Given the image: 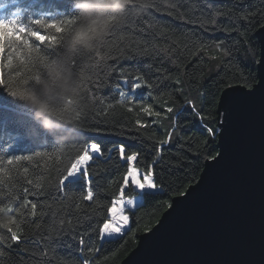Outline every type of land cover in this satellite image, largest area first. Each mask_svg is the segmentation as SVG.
Segmentation results:
<instances>
[{
    "label": "trees",
    "instance_id": "obj_1",
    "mask_svg": "<svg viewBox=\"0 0 264 264\" xmlns=\"http://www.w3.org/2000/svg\"><path fill=\"white\" fill-rule=\"evenodd\" d=\"M159 2V11L147 8L134 17V25L122 33H117L114 45L111 43L113 38H109L110 44L102 49V54L107 52L116 57L107 60L109 65L122 66L133 74L139 69L145 74L146 79L154 86L151 89H138L137 92L141 95L136 99L143 105L152 104L154 111L162 113L160 117H149L140 112L138 106H133V111L129 112L128 106L116 103L118 97L110 94V90L105 88L103 92L110 97L113 107L108 108L106 115L99 118L103 123L95 124L92 120L95 106L90 93L86 90L78 91L70 65L80 50L69 53L64 47L61 55L45 69L39 81L29 84L41 99L49 102L55 113L54 116H49L55 125L52 129L43 126L35 117L34 110L24 100L12 97L6 89L0 88V150H5L9 157L33 156L31 161H14V166H2L4 171L0 172V195L6 196L11 191L19 198L18 202L27 197L37 203L38 213L35 217L30 215L31 204L21 208L20 214H17V219L23 221L22 231L18 233L21 241L13 244V251L7 257L0 258L3 264H81L83 258L89 259L90 264H120L137 245L139 235L158 222L167 209L165 202H171L179 191L198 181L207 160L203 153L212 151L215 155V151H218V140L205 148L208 138L203 133L202 125L211 124L212 120L208 118L201 122L185 102L192 99L199 107L203 93L207 101L204 105L205 115L214 117L217 111L216 102L226 84L242 85L244 73L258 75L257 65L252 61H260L261 58V43L256 31L264 25V18H261L264 0ZM4 3L5 0H0V7L4 6ZM73 4L77 6L80 16L77 0H73ZM40 9L51 12L50 18L73 14L68 0H37V10ZM245 11L251 16L250 21L240 18ZM217 12L222 15L216 17ZM202 13L211 14L218 20L217 30L205 31L198 25L185 22L188 19L202 18ZM14 15L15 13H0V18L10 19ZM149 22L155 26L149 28ZM80 23L82 21L79 19ZM140 27L147 31L140 33L137 31ZM225 28L228 31L221 30ZM233 28L240 31L232 30ZM245 29L247 32L243 35ZM120 35H124L123 40L119 39ZM201 40L205 44L223 40L232 50V55L225 57L223 51L214 46L200 50ZM246 43H249L248 48L245 47ZM125 56L134 58L126 59ZM4 63L5 67L0 68V74L10 71L6 61ZM16 63L13 62L14 66ZM53 68L59 71L61 76L67 75L66 69L70 68V83L66 85L61 78L51 74ZM24 74L22 70V75ZM115 75L114 73L113 76ZM89 76H92V71L85 61L84 82L88 88H93L94 85L88 82ZM221 79L225 84L220 83ZM177 80L179 83H176ZM181 106H184V110L180 135L191 139L178 140L174 133L172 143L161 146L162 164L155 167V172L157 183L162 185L163 191L156 196L145 197L142 207L126 209L125 214L130 218L127 227L130 230L120 239L104 243L99 253H88L86 250L81 253L80 246L69 235H64L58 245H50L47 238L55 235L52 230L53 213L65 219L66 228L70 227L67 224L69 218L73 227L77 225L78 218L87 223L88 217L98 226V223L108 216L107 208L111 206V201L118 197L119 185L127 170V164L120 160L118 151H114L110 159L105 151L104 157L89 164V173L94 178L93 191L98 193L93 201L80 199V196L85 194L82 185L66 187L63 192L57 191V169L63 167L67 156L74 155L67 145L78 134L80 127L83 134L75 138L79 146L93 141L101 143L105 149L120 143L132 145L131 149L126 150V154H130V151L140 152L141 155L134 164L143 171L152 163L159 141L167 138L175 109ZM166 107H173L174 113H166ZM78 109L82 111L80 124ZM137 119L150 126L137 125ZM36 152H56L58 155L40 157L35 155ZM197 153L200 158H197ZM25 168L28 169L27 172L24 171ZM25 188L28 193H24ZM65 193L70 199L64 198ZM134 195L135 193L126 191L125 198ZM0 233L10 235L4 229H0ZM95 239L99 246L98 237ZM8 242L11 243L10 239ZM21 248L24 250L23 258L17 256L15 251Z\"/></svg>",
    "mask_w": 264,
    "mask_h": 264
},
{
    "label": "snow or ice",
    "instance_id": "obj_2",
    "mask_svg": "<svg viewBox=\"0 0 264 264\" xmlns=\"http://www.w3.org/2000/svg\"><path fill=\"white\" fill-rule=\"evenodd\" d=\"M68 3L73 14H62L59 18H50L52 16L51 12H45L42 9L37 10V0H5L4 6L0 7V13H15L13 18H0V68L5 67L4 62L6 61L7 69L10 70L6 74H0V88L6 89L12 97L25 100L28 93L32 90L29 87L30 82H38L45 69L49 68L54 60L61 55L65 36L79 24L77 6H74L73 0H68ZM136 6L137 0H132L127 14L122 19L117 20L108 17L107 30L102 39L95 42L93 48L89 51L81 49L79 54L73 57L70 62L76 88L79 92L86 90L90 93V98L95 106L92 120L97 125L103 123V120L99 118L106 115V110L113 107L110 97L103 92L105 88L110 90V94L118 97L116 103L121 106H128L127 110L129 112L133 111V106H138L139 111L149 117H160L162 115L160 111L153 110L152 104L143 105L138 103L136 99L141 95V93L137 92L138 89H151L154 86L146 79L145 74L139 69L136 70V74H133L122 66L109 65L106 63L107 60L116 59V57L111 56L107 52L102 54V49L107 48L110 44L109 38H113L111 43L114 45L117 33H122L135 24L134 17L138 16L134 12ZM148 8H154L159 11V0H149ZM220 15L222 13L217 12L215 14L216 17ZM181 18L183 19V17ZM240 18L251 20V16L247 11ZM261 18H264V11L261 12ZM185 22L198 25L205 31H215L218 27V20L211 14L205 13H202V18L188 19ZM154 26L152 22L148 23L149 28ZM221 30L228 31L226 28ZM232 30L240 31L238 28H233ZM90 31L91 29H89ZM137 31L144 33L147 29L140 27L137 28ZM246 32L247 29L244 30L243 35H246ZM119 39L123 40L124 35H120ZM249 43L245 44L246 48L249 47ZM213 46L223 51L225 57L232 55V50L225 45L223 40L214 41L210 44L200 41V50ZM251 54L254 55L255 53ZM124 58L132 59L134 57L125 56ZM14 61L17 62L15 66L13 64ZM85 61L88 62V66L92 71V76L88 77V82L94 85L93 88H88L84 82L83 70ZM252 63L259 66V74L255 76L251 75V72L242 74L243 82L240 91H237L232 84H226L219 101L216 102L217 111L214 117L205 115L204 105L207 101L203 93H201V105L199 107L192 99L186 100V106L192 110L193 114L201 122L208 118L212 120L211 124L202 125L203 133L208 138L205 141L206 149L217 138L226 140L233 110L238 102L252 101L257 98L264 102V63L256 60H253ZM22 70L25 73L24 75H22ZM114 73L116 74L115 76H113ZM93 76L95 79H93ZM176 83H179V80ZM220 83L225 84V81L221 79ZM213 98H215L214 94ZM183 110L184 106L175 109V114L172 117V126L167 133V138L159 141L152 163L143 171L134 164L141 153L130 151V154H126V150L131 149L132 145L126 146L124 143H120L105 149L101 143L93 141L85 143L82 147L79 146V142L75 138L83 134V129L80 127L78 134L67 145L69 151L74 153V155L67 156L63 161V167L57 169L59 175L57 191L63 192L66 187L71 188L75 185H82L85 189V194L80 196V199L93 201L98 193L93 191L94 178L89 173V164L96 159L104 157L105 151L109 154V159L114 151H118L120 160L127 164V170L122 176L118 197L111 201V206L107 208L108 216L102 222H99L98 226H96V222L91 217H88L87 223L78 218L77 225L73 227L69 218L67 224L70 227L66 228L65 219H61L56 213H53L52 230L55 235L49 236L47 242L50 245H58L59 240L63 239L64 235H69L73 241L78 243L81 253H84L85 250L88 253H99L104 243H111L125 235L130 230L127 227L130 218L129 215L125 214L126 209L134 210L142 207L145 197L156 196L163 191L162 185L157 183L155 172V167L162 164L161 146L172 143L174 133L178 140L191 139V137L180 135ZM165 112L174 113V108L166 107ZM81 116L82 111L78 109L79 124ZM135 123L142 127L150 126L146 123L142 124L140 119H137ZM121 135L124 134L121 133ZM217 147L220 150L215 151V155L212 154V151H205L203 156L207 160L218 164L225 158L226 150L222 145H217ZM35 155L40 157L57 156L58 153L36 152ZM196 156L200 158L199 153ZM32 159V155H12L9 157L5 150H0V172L4 171L2 167L4 165L14 166V161H31ZM206 167L211 170L214 165H206ZM24 171L27 172L28 169L25 168ZM126 191L133 192L135 195L126 199ZM24 193H28L27 188L24 189ZM32 195H36V193H32ZM178 195L186 197L189 192L185 189L179 191ZM64 198L70 199L66 193ZM18 201L19 198L12 194L11 191L6 196L0 195V215H7L10 218L6 227H0V229L6 230L7 234H10L0 233V258L7 257L13 251V244L21 241V236L18 233L22 231L21 223L23 221L17 219V214H20L21 208L31 204L30 215L33 217L38 215L37 203L30 201L27 197L22 202ZM165 203L167 208L171 209L173 207L171 202L166 201ZM41 218H43V213H41ZM96 237L99 239V246L96 244ZM9 239L11 243L8 242ZM25 241H28L27 237ZM15 251L17 256L23 258L24 250L22 248ZM0 264H3V261H0ZM81 264H90V260L83 258Z\"/></svg>",
    "mask_w": 264,
    "mask_h": 264
},
{
    "label": "water",
    "instance_id": "obj_3",
    "mask_svg": "<svg viewBox=\"0 0 264 264\" xmlns=\"http://www.w3.org/2000/svg\"><path fill=\"white\" fill-rule=\"evenodd\" d=\"M256 36L264 63V25ZM217 140L225 158L205 161L189 195L174 196L120 264H264V102H238Z\"/></svg>",
    "mask_w": 264,
    "mask_h": 264
},
{
    "label": "clouds",
    "instance_id": "obj_4",
    "mask_svg": "<svg viewBox=\"0 0 264 264\" xmlns=\"http://www.w3.org/2000/svg\"><path fill=\"white\" fill-rule=\"evenodd\" d=\"M132 0H77L80 8L79 19L82 23L75 26L74 30L65 36L63 47L67 52L72 53L81 49L89 51L94 43L101 40L107 30L108 17L122 19L128 12ZM149 0H137L134 9L136 15H140L148 8ZM89 29L91 31L89 32ZM67 75L61 76L59 71L52 69L53 75L61 78L67 85L71 81V70L66 69ZM34 110L35 117L41 121L46 129H52L55 125L49 119L54 116L49 102L31 90L24 100ZM7 215H0V227H6L9 221Z\"/></svg>",
    "mask_w": 264,
    "mask_h": 264
}]
</instances>
